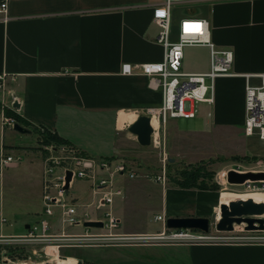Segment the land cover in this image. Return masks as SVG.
Segmentation results:
<instances>
[{
	"label": "crops",
	"instance_id": "crops-1",
	"mask_svg": "<svg viewBox=\"0 0 264 264\" xmlns=\"http://www.w3.org/2000/svg\"><path fill=\"white\" fill-rule=\"evenodd\" d=\"M156 3L157 0H12L9 19L0 18V75H6L0 87L2 125L4 110L11 109L33 127L57 134L89 158L125 162L136 170L137 178L115 177V189L122 194L115 196L106 209L119 220L115 233L123 235L163 232L165 225L156 220L157 216L166 220L202 217L216 222L221 205L238 199L257 203L264 200V192L258 191L237 198L236 193L221 188L218 181V190L184 189L157 182L159 171L152 160L156 153L161 165L165 158L168 162L174 159L195 164L224 157L236 169L242 163L232 157L239 156L257 158L264 165V141L257 133L248 136L244 132L246 86L261 85L264 75V0L203 2L173 8L171 40L177 41L182 19L209 20L213 41L233 50V73L237 76L208 82L214 103L200 105L198 116L189 119L194 120L191 128L179 130L180 119H169L159 131L160 146L153 136L152 145L143 147L129 128L140 116L148 115L147 110L161 107L163 95L149 88L147 77L139 73L124 75L122 67L163 61L165 51L157 43L160 28L153 17ZM197 4L206 11L198 12ZM209 68L206 47L185 49L183 72L204 73ZM152 124L157 128L158 120L153 118ZM226 141H243L245 152L235 150L238 146L224 150L221 144ZM22 147L10 146L9 152ZM194 155L201 158L191 162L189 158ZM45 166L42 160L41 199ZM0 169L4 168L0 165ZM81 182L85 189L78 190L76 181L72 196L94 218H101L104 209L97 210L91 183ZM154 211L156 222H161L157 227L141 220L142 214ZM42 213L43 208L35 221L25 226L24 234ZM119 247L144 248L158 256L130 260L131 264H264V244Z\"/></svg>",
	"mask_w": 264,
	"mask_h": 264
},
{
	"label": "built area",
	"instance_id": "built-area-1",
	"mask_svg": "<svg viewBox=\"0 0 264 264\" xmlns=\"http://www.w3.org/2000/svg\"><path fill=\"white\" fill-rule=\"evenodd\" d=\"M12 0H0V18L4 21L9 19V4ZM233 0H157L154 7V21L160 28L157 43L164 48V58L158 63H144L141 65L125 64L122 67L124 75L141 74L148 78L149 88L153 91H161L163 103L158 109L146 111L149 117L158 120L157 128H154L153 136L157 145L160 146L159 131L169 119H194L200 112V105H212L214 96L212 85L218 77L237 76L233 73L234 52L230 48L219 47L212 39L210 22L207 19L186 18L180 22V31L177 41L171 40L172 11L177 5L218 2ZM187 47H206L210 53V68L204 73L183 72L184 51ZM249 78L250 75H246ZM6 75H0V87H3ZM245 123L244 132L248 136L258 134L264 141V75L261 76V85L246 86L245 98ZM16 121L13 118H4L3 125L13 128ZM152 136V137H153ZM52 153L45 161L43 175L42 202L43 213L39 220L31 225L28 232L21 236L9 237L12 242L29 245H43L44 249L56 247L60 254L61 248L76 247L74 244H127L143 242L169 241L180 244H264V234L246 232L208 233L195 230H172L168 233L166 218L157 216L156 220L163 222V232L151 235H123L115 233L118 229L119 220L106 210L112 205L115 196L122 194L121 190L115 189L114 179L117 175H126L130 179L137 178L139 173L128 166L125 162H113L110 160L97 161L94 158L84 157L68 145H61L58 149L50 147ZM20 159L12 156H2L0 165L3 168L14 167ZM167 158L161 165V174L155 177L157 182L166 184ZM235 170L241 171L238 166ZM247 171L264 172V165L260 169ZM72 173L69 188L66 190L67 173ZM228 172V171H227ZM227 172H225V178ZM91 183L96 198L97 210L102 211L101 218H94L91 212L85 210V205L72 196L76 181ZM250 190L264 192V181L247 182ZM102 222V228H87V222ZM5 222V219H3ZM72 228H81L83 233H69ZM94 232L90 233L88 230ZM104 231V232H95ZM231 233L232 235H219Z\"/></svg>",
	"mask_w": 264,
	"mask_h": 264
},
{
	"label": "rangeland",
	"instance_id": "rangeland-1",
	"mask_svg": "<svg viewBox=\"0 0 264 264\" xmlns=\"http://www.w3.org/2000/svg\"><path fill=\"white\" fill-rule=\"evenodd\" d=\"M185 8V7H182ZM196 9L198 12L206 11L201 4L196 5ZM184 11V9L182 10ZM180 14V13H179ZM2 92L0 91V100H1ZM6 116V115H5ZM7 117V116H6ZM11 118V117H8ZM194 120H186L180 119L178 120V128L179 130H188L191 128V124ZM26 129H31L25 127ZM221 133H225L220 131ZM39 137V136H38ZM2 156H12L14 159H21L18 161V165L15 167L0 169V235H21L26 232L25 226L27 224H32L35 221L36 214L39 213L43 208V203L41 199V186L39 184L40 180V172L42 168V160H45L51 155L57 156L58 154H54L49 150L52 146L58 149L61 145H46L40 144L39 138L37 141L36 133L33 131L27 134H21L16 132L11 126H3L2 125V116L0 112V159H1V148L3 145ZM224 145L227 151L234 150L236 146H240L238 152H245L243 141L239 144L238 141L233 142H224L221 146ZM10 146H24L22 148L13 149V152L10 153ZM25 151V152H24ZM183 151V150H181ZM173 156V155H171ZM201 157L199 155H194L189 159L191 162L199 160ZM155 166V170L159 171L161 174V163L158 159V153L152 159ZM226 160V161H225ZM209 161V160H208ZM228 161V163H227ZM227 158H222L216 163L210 164L208 166L209 170L215 172L214 182L217 181L221 183L220 187L236 193L235 195L240 197L241 195L248 196L252 192H256L258 190H249L247 186H239V185H230L226 178L225 172L227 170H231L232 163L229 162ZM169 164H174L173 167L170 168ZM166 175L167 182L172 184L168 179V174H173L175 170L182 169L184 166L189 165L188 163H180L174 161L173 163H166ZM229 165V166H228ZM228 166V167H227ZM263 165L260 163H242L239 167L241 171L244 170H252V169H260ZM234 167V166H233ZM238 167V166H237ZM230 168V169H226ZM153 172V171H152ZM151 172V173H152ZM154 174V172L152 173ZM155 175V174H154ZM151 176V175H149ZM153 177V176H152ZM130 181V180H128ZM225 181V184L223 182ZM131 183V182H130ZM76 188L78 190H84L85 185L81 181H77ZM259 193H263L262 191H258ZM240 194V195H239ZM248 199V198H247ZM245 199V200H247ZM255 199V198H254ZM120 199H117L119 201ZM264 202V200H261ZM154 212H145L142 214L141 220L149 225L153 224V226L161 225V222H156L155 213ZM3 218L6 219V222H3ZM133 220V219H131ZM211 222V233H216L215 228V220H210ZM123 227V226H122ZM85 232V230L79 229H69V233H81ZM90 233L94 232V230L89 229ZM168 233H171L172 230L167 229ZM244 226H236V232L232 234H241L244 233ZM256 233L264 234V231H256ZM231 233H221L219 235H232ZM10 238L0 237V264H58L59 261H68L71 259L81 260L84 264H131L130 260H135L138 258L144 259H154L157 255L149 254L148 249L144 248H131V247H122L118 248V246H127V245H141V244H179V243H171V242H143V243H127V244H74L76 247L71 248H61L59 256L48 257L47 250L44 249L43 245H29L22 243H15L10 241ZM116 246V247H115ZM145 251V252H144ZM68 257V258H67ZM158 257V256H157ZM181 264H185L182 261Z\"/></svg>",
	"mask_w": 264,
	"mask_h": 264
},
{
	"label": "water",
	"instance_id": "water-1",
	"mask_svg": "<svg viewBox=\"0 0 264 264\" xmlns=\"http://www.w3.org/2000/svg\"><path fill=\"white\" fill-rule=\"evenodd\" d=\"M13 129L21 134L30 132V130L18 123L14 124ZM129 132L137 137V141L141 146L150 147L154 134L151 117L148 115L140 116L130 126ZM174 161V159H169L171 163ZM226 177L230 185L243 186L247 182L264 181V172L246 171V173H239L235 170H229ZM71 179L72 173L68 172L66 190L69 188ZM262 216H264V203H257L251 199L233 200L228 205L220 206V217L215 222V228L218 232H233L236 226H244L246 232L264 231V219ZM85 226L87 228H102L103 223L91 221L87 222ZM166 228L169 230H195L208 233L211 228V222L210 219L202 217L168 218L166 220ZM76 264H84V262L78 260Z\"/></svg>",
	"mask_w": 264,
	"mask_h": 264
},
{
	"label": "trees",
	"instance_id": "trees-1",
	"mask_svg": "<svg viewBox=\"0 0 264 264\" xmlns=\"http://www.w3.org/2000/svg\"><path fill=\"white\" fill-rule=\"evenodd\" d=\"M0 112H2V105L0 104ZM4 113L7 117L13 118L16 123L27 127L34 131L39 136V143L46 145H68L71 144L58 136L55 133H52L47 130H40L38 128L33 127L30 123L25 121L21 116L16 114L11 109H5ZM81 156L89 157L85 153L79 152ZM221 160V159H218ZM233 161L241 162V163H257L260 160L257 158L250 157H232ZM216 161H201L195 164H189L184 166L182 169H177L173 174H168L169 181L180 188L184 189H199V190H218L220 187L217 183L214 182L215 172L208 169L210 164L215 163ZM174 164H169L170 168L173 167Z\"/></svg>",
	"mask_w": 264,
	"mask_h": 264
},
{
	"label": "bare ground",
	"instance_id": "bare-ground-1",
	"mask_svg": "<svg viewBox=\"0 0 264 264\" xmlns=\"http://www.w3.org/2000/svg\"><path fill=\"white\" fill-rule=\"evenodd\" d=\"M156 124V122L154 121V125ZM258 203H264L263 201H258ZM262 218L264 219V216H262ZM219 219V218H218ZM48 257H54V256H59L58 250L56 247H49L48 251H47ZM77 260L76 259H71L68 260L67 262H59L58 264H76ZM57 264V263H56Z\"/></svg>",
	"mask_w": 264,
	"mask_h": 264
},
{
	"label": "flooded vegetation",
	"instance_id": "flooded-vegetation-1",
	"mask_svg": "<svg viewBox=\"0 0 264 264\" xmlns=\"http://www.w3.org/2000/svg\"><path fill=\"white\" fill-rule=\"evenodd\" d=\"M59 262H65V261H59ZM67 262V261H66Z\"/></svg>",
	"mask_w": 264,
	"mask_h": 264
}]
</instances>
